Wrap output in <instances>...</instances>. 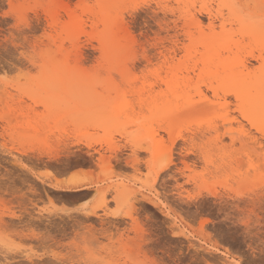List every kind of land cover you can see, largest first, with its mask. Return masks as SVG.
I'll use <instances>...</instances> for the list:
<instances>
[{"label": "rangeland", "instance_id": "1", "mask_svg": "<svg viewBox=\"0 0 264 264\" xmlns=\"http://www.w3.org/2000/svg\"><path fill=\"white\" fill-rule=\"evenodd\" d=\"M115 2L0 0V14L20 8L31 16L33 35L47 28L38 74L13 78L11 65L0 73V264H264L258 193L243 232L223 220L212 198H189V181L231 186L264 155V86L257 88L264 69L227 86L240 91L228 108L209 89L219 58L235 64L264 41L261 32L256 40L243 34L261 31L264 0H164L176 51L159 63L158 55L150 65L133 61L139 84L117 79L130 59L128 37L111 19L123 11L96 6ZM69 8L78 30L65 27ZM13 22L0 15V49L17 36ZM148 29L155 31L151 21ZM219 42H244L248 50L229 53ZM10 55L0 51V69ZM258 66L249 60L250 69ZM129 199L131 219L122 214ZM144 222L147 233L138 227Z\"/></svg>", "mask_w": 264, "mask_h": 264}, {"label": "snow or ice", "instance_id": "2", "mask_svg": "<svg viewBox=\"0 0 264 264\" xmlns=\"http://www.w3.org/2000/svg\"><path fill=\"white\" fill-rule=\"evenodd\" d=\"M96 6L110 7L123 11V16L117 12L111 19L113 26L121 27L128 37L124 51L130 59L125 69L117 75V79L121 83L135 81L139 84L140 76L133 71V61H142L144 64L150 65L151 57L158 55L159 63L166 57L169 49L176 51V37L173 35L171 27L173 19L167 14L169 5L164 0H116L115 3L110 5ZM12 7L9 4V9ZM30 7L38 10L40 8H47L49 5L44 3ZM76 7L79 8L81 5L77 4ZM224 7L238 9L243 6L239 4H226ZM260 8V27L262 34H264V2L261 3ZM0 15L3 17L12 16L14 21L12 29L17 34L15 37L9 35L7 47L0 49L6 55L9 52L11 53L8 56V63L5 64L4 69H0V73L4 72L5 69H9V65H11L9 70L14 74L13 78L17 76L30 77L34 73L38 74L43 68L40 60L45 55L46 50L42 44V37L45 35L47 28L45 32L33 35L32 18L30 15H26L20 8L15 12L5 11ZM141 17L143 19H140ZM149 21L155 26V31L148 29ZM65 27L69 30L79 29V21L72 16L70 8L65 18ZM126 102L129 104L134 103L133 97L127 93ZM241 112H243L242 109L237 110L238 115ZM260 118L262 123H264V93H262L260 99ZM242 119L244 122L251 124L253 128L256 127L247 113L243 114ZM262 147H264V144H262ZM247 169L248 179L240 180L231 186L219 183L213 186L212 183L202 184L199 182L193 186L192 182L189 181V187L192 189L189 193V198L197 204L211 202L208 198H212L223 220L228 222L230 226H235L237 230L243 232L249 223L251 211L256 207L254 200L257 193L259 194V211L262 218H264V155L261 156L259 166L249 162ZM254 170L258 171V178L256 179H253ZM239 175L243 176L244 174L240 173ZM122 214L129 216L130 219L136 214L131 199L128 200L126 210ZM205 214L207 215V212ZM208 222L205 221V223ZM138 227L141 232L147 233L149 225L147 222H144ZM61 264H75V262L63 260ZM132 264H153V262L136 260Z\"/></svg>", "mask_w": 264, "mask_h": 264}, {"label": "bare ground", "instance_id": "3", "mask_svg": "<svg viewBox=\"0 0 264 264\" xmlns=\"http://www.w3.org/2000/svg\"><path fill=\"white\" fill-rule=\"evenodd\" d=\"M213 25H214V23L212 22L211 27H213ZM259 32H261V31H259V30H247V31L243 32V34L247 35L251 39L253 38L254 40H256L255 37H257V35H260ZM261 35H262V32H261ZM213 40L212 41L210 40L209 44H213L214 43ZM219 47H222L223 51H227L229 53L233 52V48H235L237 51H245L246 52L248 50L247 46L245 45L244 42H241V43L240 42H234V43L230 44L229 46L222 42V43H220ZM248 51L249 52H247V57L239 59L238 62L235 63L238 65V67H239L238 69H240L237 72L234 68L235 64H233V63L231 64L228 61L222 62L221 59L219 58V61H217V63H214L217 65V69H218V71L215 73V81L217 83L212 82L210 84L209 89L212 90V92L214 94L213 96L215 99L224 101V103L221 105V107L224 106V107L228 108L226 101H227V98H229V96H231V95H234L236 97V99H237V97H239V99H237V100L240 101V91H238L235 88L228 89L227 86L239 87V85L236 82H247L248 80L255 79V78H257V76H259V74L262 73V71L264 69V41H261L260 45L256 49L248 50ZM250 59L255 60L257 63H259V66L255 67L253 69H250L248 67ZM262 86H264V83H262L261 86H259L257 88H263ZM213 105H215V104L213 103ZM205 106L211 107L212 104L206 103ZM245 141H246V139H245ZM249 143H251V142H249ZM254 143H255V141H254ZM252 144H253V141H252ZM252 144H250V145L252 146ZM247 145H249V144L246 143V146ZM256 145H257V143H256ZM252 148L254 149L256 147H252ZM70 183H71V185H75V187L77 186L78 188L79 187H85L84 184L79 183L78 181L72 180V181H70ZM61 184L62 183L58 184L59 187H62Z\"/></svg>", "mask_w": 264, "mask_h": 264}, {"label": "crops", "instance_id": "4", "mask_svg": "<svg viewBox=\"0 0 264 264\" xmlns=\"http://www.w3.org/2000/svg\"><path fill=\"white\" fill-rule=\"evenodd\" d=\"M69 176L70 175H65V174H60L57 176V179L58 180H64V181H67L69 179ZM84 190V189H83ZM87 191L89 190H84L82 193H87Z\"/></svg>", "mask_w": 264, "mask_h": 264}]
</instances>
